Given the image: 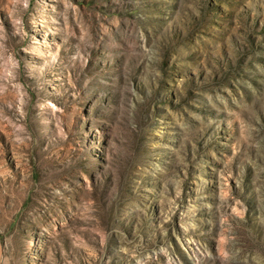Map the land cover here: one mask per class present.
<instances>
[{
	"label": "rangeland",
	"instance_id": "obj_1",
	"mask_svg": "<svg viewBox=\"0 0 264 264\" xmlns=\"http://www.w3.org/2000/svg\"><path fill=\"white\" fill-rule=\"evenodd\" d=\"M0 264H264V0H0Z\"/></svg>",
	"mask_w": 264,
	"mask_h": 264
}]
</instances>
